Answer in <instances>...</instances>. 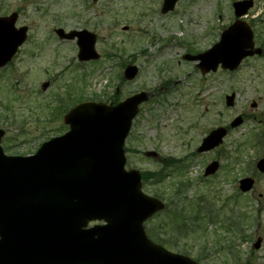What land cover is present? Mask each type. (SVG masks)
<instances>
[{
  "label": "rangeland",
  "instance_id": "obj_1",
  "mask_svg": "<svg viewBox=\"0 0 264 264\" xmlns=\"http://www.w3.org/2000/svg\"><path fill=\"white\" fill-rule=\"evenodd\" d=\"M236 1L179 0L173 13L162 16V0H0V17L17 13L16 28H27L28 35L0 70L3 152L35 154L67 132L62 118L80 103L114 96L118 102L146 92L149 99L124 144L125 169L137 170L143 193L165 206L145 223L146 232L165 250L198 264H264V174L255 169L264 158V58L246 59L234 73L218 69L207 75L183 59L219 41ZM254 2L252 18L263 21L253 29L259 47L264 0ZM56 29L94 33L100 59L78 63L75 42L59 41ZM128 64L139 69L132 82L122 80ZM231 94L229 108L225 97ZM238 117L242 125L229 129ZM218 127L229 129L222 146L197 154L202 138ZM214 161L219 171L204 178ZM246 177L255 186L242 195L238 181ZM229 219L238 220L242 231L231 244L234 260L223 249L231 238L224 228ZM257 240L261 246L254 250Z\"/></svg>",
  "mask_w": 264,
  "mask_h": 264
},
{
  "label": "water",
  "instance_id": "obj_2",
  "mask_svg": "<svg viewBox=\"0 0 264 264\" xmlns=\"http://www.w3.org/2000/svg\"><path fill=\"white\" fill-rule=\"evenodd\" d=\"M177 2L163 0L161 14L173 11ZM250 7L251 2L235 3V16L245 15ZM16 21V14L0 18V68L26 40L27 29H16ZM55 33L61 40L77 39L79 62L100 58L95 35ZM252 47L250 30L238 22L209 51L185 59L198 61L202 74L215 72L218 66L234 71L247 56L261 54ZM137 74L135 66H128L123 77L132 81ZM147 99L140 93L116 106L77 105L63 118L69 131L44 143L33 156L6 157L0 148V264H196L147 239L143 224L164 206L141 192L136 171L124 170L123 145ZM233 100L234 95L227 97L226 106H233ZM241 123L237 118L230 127ZM226 133L223 128L212 131L198 152L218 147ZM3 135L0 130V141ZM217 169L218 163H212L205 176ZM257 169L264 173V159ZM253 184L252 179H243L239 189L248 193ZM91 223L102 225L88 227ZM260 245L258 240L255 250Z\"/></svg>",
  "mask_w": 264,
  "mask_h": 264
},
{
  "label": "trees",
  "instance_id": "obj_3",
  "mask_svg": "<svg viewBox=\"0 0 264 264\" xmlns=\"http://www.w3.org/2000/svg\"><path fill=\"white\" fill-rule=\"evenodd\" d=\"M116 98L117 97L114 96L113 98L106 100V102H117ZM181 190H182V187L178 189V191H181ZM205 212L206 214H208L207 210ZM208 218H209V215H208ZM237 222L238 220L235 221L233 219H229L224 222V228L229 233L231 238H229L230 240L223 241L225 245L223 246V249L226 248L227 255L231 257L233 260H234V257L237 258V253L234 251V247L231 244H233V239L236 238L237 236H240L242 233L240 226L238 225ZM149 238L153 240L155 243L159 245L161 244L159 240H156L152 238L151 236H149Z\"/></svg>",
  "mask_w": 264,
  "mask_h": 264
},
{
  "label": "flooded vegetation",
  "instance_id": "obj_4",
  "mask_svg": "<svg viewBox=\"0 0 264 264\" xmlns=\"http://www.w3.org/2000/svg\"><path fill=\"white\" fill-rule=\"evenodd\" d=\"M237 2V1H236ZM254 6H255V2H254V0H253V7H252V9H250L247 13H246V15L244 16V17H242L241 18V20L242 21H244L247 25H248V27H249V29L251 30V32H252V34H253V43H254V41H255V38H254V31H253V29L255 28V27H257V25L258 24H261L263 21L262 20H260L259 18H252V12H253V9H254ZM232 7V6H231ZM229 19V18H228ZM231 21H227L226 22V25H227V27L226 28H228L229 26H231L233 23H235L236 21H237V19L235 18V16H234V12H233V10H232V16H231ZM225 28V29H226ZM254 47H255V49H258V50H260L261 51V55L260 56H253V57H250V58H254V57H257V58H264V41H261L260 42V44H259V47H256L255 46V43H254ZM250 58H248V59H250ZM246 60V59H245ZM244 60V61H245ZM132 128H133V126L131 127V130H132ZM131 130H130V132H131ZM205 137V136H204ZM203 137V138H204ZM203 138H202V140H201V142L203 141ZM201 142H200V144H201ZM200 146V145H199ZM198 149V148H197ZM196 149V153H197V150ZM149 153H151V154H149ZM198 154V153H197ZM152 156V157H154L155 155L153 154V152H146L145 154H144V156L145 157H149V156Z\"/></svg>",
  "mask_w": 264,
  "mask_h": 264
}]
</instances>
